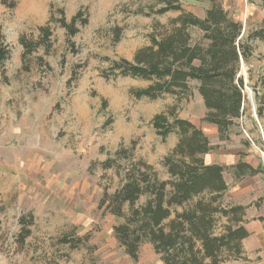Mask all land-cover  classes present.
Returning <instances> with one entry per match:
<instances>
[{"label": "rangeland", "instance_id": "1", "mask_svg": "<svg viewBox=\"0 0 264 264\" xmlns=\"http://www.w3.org/2000/svg\"><path fill=\"white\" fill-rule=\"evenodd\" d=\"M163 1L0 0V43L10 50L0 68V264H162L150 242L140 245L136 259L118 242L113 228L123 218L99 201L105 190L110 194L119 186L122 171L100 163L124 147L129 158L117 163L143 160L167 179L162 161L178 135L162 138L152 119L170 109L208 136L212 149L205 162L223 166L228 185L222 204H241L253 214L261 206L264 111L260 119L256 101L257 119L248 101L246 113L220 139L217 128L202 120L205 107L195 81L186 95L137 99L132 90L148 81L103 76L110 59L131 60L149 44L156 24L180 14L155 13ZM243 2L251 11L244 13L232 0L228 12L241 21L245 38L264 26V7L261 0ZM178 3L198 17L210 7L209 0ZM78 10L87 23L77 24L78 32L69 36L57 20L62 12L69 21ZM42 26L51 31L47 42L27 52L20 40L39 42ZM192 34L198 38L201 32L194 28ZM251 44L253 53L239 69L250 89L264 67V39ZM240 161L254 174L239 175L233 166ZM143 202L144 197L138 204ZM64 236L77 246L61 242ZM222 264H251V259L242 255Z\"/></svg>", "mask_w": 264, "mask_h": 264}, {"label": "trees", "instance_id": "2", "mask_svg": "<svg viewBox=\"0 0 264 264\" xmlns=\"http://www.w3.org/2000/svg\"><path fill=\"white\" fill-rule=\"evenodd\" d=\"M209 1L211 8L204 17H198L183 10L178 0H164L155 13L177 10L180 14L166 25L156 24L149 34V44L137 49L131 60L108 59L103 76L148 81L145 87L132 90L137 99L186 95L189 83L195 81L205 107L202 120L214 125L221 139L248 110L240 62L249 61L254 40L264 39V26L243 38L241 21L229 15L219 0ZM262 4L264 7V0ZM57 21L72 36L79 30L77 24L87 23V17L78 10L67 21L61 12ZM194 28L201 32L198 38L193 37ZM40 31L39 42L20 40L27 52L47 42L49 27L42 26ZM9 53L8 45L0 43V68ZM251 89L261 119L264 67ZM152 124L162 138L170 133L178 135L176 145L162 161L167 179H161L153 166L143 160L117 163L121 157L129 158L124 147L100 163L103 169L122 171L119 186L110 194L104 191L99 207L123 218L113 231L125 253L136 259L140 245L150 242L162 264H222L242 258V240L249 235L244 226L247 206L222 204L228 185L223 177L224 167L205 162V155L212 149L208 136L191 120L176 116L173 109L156 114ZM233 168L239 175L248 170L250 174L255 172L242 161ZM142 197L144 202L138 204ZM60 240L77 246L65 236Z\"/></svg>", "mask_w": 264, "mask_h": 264}, {"label": "crops", "instance_id": "3", "mask_svg": "<svg viewBox=\"0 0 264 264\" xmlns=\"http://www.w3.org/2000/svg\"><path fill=\"white\" fill-rule=\"evenodd\" d=\"M231 1L232 0H221L220 3L222 7L228 11V8L231 7ZM236 1H239L240 4L244 6L242 8L244 9V13L251 11L248 4L246 5L248 2H243L248 0ZM211 6L212 3L210 2L209 8H211ZM247 212L248 211L246 210L244 215V226L249 232V235L242 240V249L244 252L242 255H246L247 258L251 259V264H264V198L261 206L255 208L254 214Z\"/></svg>", "mask_w": 264, "mask_h": 264}, {"label": "water", "instance_id": "4", "mask_svg": "<svg viewBox=\"0 0 264 264\" xmlns=\"http://www.w3.org/2000/svg\"><path fill=\"white\" fill-rule=\"evenodd\" d=\"M242 34H243V30H242ZM240 75V74H239ZM238 75V76H239ZM244 90L246 91V93H247V99H248V101L251 103V105H252V110H253V113H254V117L257 119V116H256V113H255V100H254V93L251 91V89L250 88H248L246 85L244 86ZM247 118L245 117V120H246ZM260 135H261V137H263V131H262V129L260 130Z\"/></svg>", "mask_w": 264, "mask_h": 264}]
</instances>
